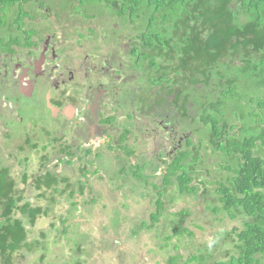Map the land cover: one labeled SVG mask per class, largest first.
I'll return each mask as SVG.
<instances>
[{
	"label": "trees",
	"instance_id": "obj_1",
	"mask_svg": "<svg viewBox=\"0 0 264 264\" xmlns=\"http://www.w3.org/2000/svg\"><path fill=\"white\" fill-rule=\"evenodd\" d=\"M52 1L56 0H0V52L26 45L22 40L27 36L25 6ZM70 2L74 10H83L82 15L91 8L119 20L125 37L133 41L131 53L140 57L143 77L153 73L154 85L160 87L154 96L164 101L166 95L175 96L176 105L169 111L176 112V120L196 135L169 154L155 148L153 162L143 144L124 145L128 131L118 146L112 138L109 141V150L127 154L119 177L131 175L136 181L133 194L153 198L155 210L149 222L139 220V228L158 235L163 220L171 233L161 238L165 244L156 249L167 256L159 264H264V0ZM206 142L211 154L218 156L214 169L206 165ZM92 155V150L84 151L80 160L67 161L68 166L42 177L29 172L21 181L17 173L11 179L0 177V264H33L34 258L27 260V255L39 254L38 264H70L64 258L65 247L76 257L75 264H83L88 238L68 230L71 216L81 214L76 200L68 203V213L56 217L62 227L52 222L40 237H32L28 227L50 216L56 196L73 200L76 194H85L89 184L76 178L72 169L78 165L82 176L98 175L101 168H87ZM94 157L104 161L102 152ZM116 184L119 190L125 187L123 182ZM133 194L125 192L123 199ZM199 196L211 215L206 218L211 226L190 220L193 213L188 207L170 211L176 200ZM98 202V198L87 201L93 209ZM112 211L111 221L118 224L121 212ZM225 221L234 228L227 225V232L215 230L214 236L200 239L198 231L218 228ZM132 233L138 234L135 229ZM223 239L228 250L218 256L225 251L226 245H220ZM197 241L195 251L189 252Z\"/></svg>",
	"mask_w": 264,
	"mask_h": 264
},
{
	"label": "flooded vegetation",
	"instance_id": "obj_2",
	"mask_svg": "<svg viewBox=\"0 0 264 264\" xmlns=\"http://www.w3.org/2000/svg\"><path fill=\"white\" fill-rule=\"evenodd\" d=\"M52 2L25 6L26 45L0 52V177L60 171L111 138L118 146L127 131L124 145L141 138L146 153L169 154L194 137L169 111L175 96H154L160 87L153 73L143 77L119 20Z\"/></svg>",
	"mask_w": 264,
	"mask_h": 264
},
{
	"label": "rangeland",
	"instance_id": "obj_3",
	"mask_svg": "<svg viewBox=\"0 0 264 264\" xmlns=\"http://www.w3.org/2000/svg\"><path fill=\"white\" fill-rule=\"evenodd\" d=\"M72 20V19H70ZM73 22V21H71ZM2 32L0 31V36ZM74 41V40H73ZM27 118V117H25ZM13 122V120H9ZM131 144L135 145L137 148L139 145L143 144L141 138H132L130 141ZM206 150L204 154L206 156V165L211 169H214L215 163L218 160V156L211 154L209 148H207V142L205 143ZM144 149L143 146L141 147ZM149 152V151H148ZM104 156V161H96V157L93 155L87 159L89 171H93L96 168H101L102 171L99 172L96 176L87 175L86 177L80 174L78 165L74 167L76 178H80L83 181L89 184L88 190L84 195L76 194L75 199L69 200L64 198L55 197L56 201L54 208L50 211L49 217L39 218L37 223L34 226H29L28 229L32 230V237H40V232H45L50 230V225L52 222L56 224L57 228L63 226L60 223L57 216L60 217L62 213H68L71 209L68 204L70 201H75L78 203L81 214L77 216H71L68 223V230L70 233L74 232L83 235L87 240V243H84V253L81 254L83 264H159V261L162 262L167 256H164V253H158V246L165 244L161 238L170 235L169 229L165 226V222L162 220L159 225L160 233L156 235L155 230H147L139 228V220H146L149 222L150 214L154 212L155 205L152 197H139L138 194H133L132 186L135 184V180L130 175L129 177H119L118 170L120 168L121 161L117 159L122 152H117L115 150H106L102 151ZM123 155V154H122ZM124 156V155H123ZM149 159L151 162L154 160L149 153ZM62 167V166H61ZM81 167H84L82 164ZM71 169L70 167H67ZM61 169V168H60ZM158 176V175H157ZM133 180V181H132ZM73 182H76L74 180ZM123 182L125 187L121 190L117 189L116 183ZM119 190V191H118ZM129 192L135 196L129 197L127 200L123 199V194ZM170 195L167 194V197ZM91 198H98L99 202L93 205H88L87 201ZM156 199V198H155ZM207 199L212 203L213 197H208ZM69 200V201H68ZM176 206L171 208V212H176L182 207H188L193 213V217L190 219L196 221L200 225H210V219L206 220L207 217H211L210 213L206 211V205L202 197L196 198H186L185 202L182 200H176ZM46 203V202H45ZM105 206V209L104 207ZM107 207V208H106ZM113 209H117L121 212L119 223H113L111 221L113 215ZM76 212V211H75ZM81 215V216H80ZM136 220V221H132ZM228 221H225L222 226L219 225L218 228L210 229L207 228L206 232L198 231V235L201 239L202 236H214L215 230L220 232H227L229 228H234V226L228 225ZM116 227L117 231L114 233L113 229ZM137 231V235L132 233V230ZM195 231V228H193ZM198 240V238H197ZM222 240V238H220ZM199 241L194 243V246L191 247L190 251H195L199 245ZM220 245L225 246V251L219 252V255H225L228 250L227 242L223 241ZM231 247V246H230ZM227 248V250H226ZM232 248V247H231ZM155 249V252H154ZM233 250V249H232ZM187 248L182 250V253L186 254ZM64 258L70 261V264H75V258L71 257V251L69 247L63 249ZM171 254H175L171 251ZM40 255V254H39ZM39 255H27V260L33 259L31 262L33 264H38ZM220 258H223L221 256ZM225 258V256H224ZM26 260V261H27ZM68 264V263H67Z\"/></svg>",
	"mask_w": 264,
	"mask_h": 264
}]
</instances>
